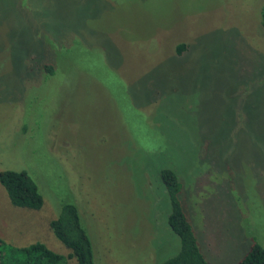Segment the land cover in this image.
Instances as JSON below:
<instances>
[{"label":"rangeland","instance_id":"374dc122","mask_svg":"<svg viewBox=\"0 0 264 264\" xmlns=\"http://www.w3.org/2000/svg\"><path fill=\"white\" fill-rule=\"evenodd\" d=\"M263 1L0 0V170L42 198L0 185V238L65 257L48 222L72 203L94 264H159L169 168L208 264L263 245Z\"/></svg>","mask_w":264,"mask_h":264},{"label":"trees","instance_id":"16d2710c","mask_svg":"<svg viewBox=\"0 0 264 264\" xmlns=\"http://www.w3.org/2000/svg\"><path fill=\"white\" fill-rule=\"evenodd\" d=\"M259 18L264 29V1L259 10ZM175 49L180 54L186 49V44L179 43ZM159 176L169 196L170 210L166 222L178 236L180 244L177 252L159 264H208L198 248L178 199L181 184L177 176L169 168L160 169ZM0 185L12 206L37 210L42 205L36 184L23 170H0ZM48 227L53 236L69 250L67 256L52 251L39 241L15 246L0 238V264H66V257H73L75 264H94L91 243L80 224L74 204H61L57 216L49 220ZM236 264H264V244H251Z\"/></svg>","mask_w":264,"mask_h":264}]
</instances>
